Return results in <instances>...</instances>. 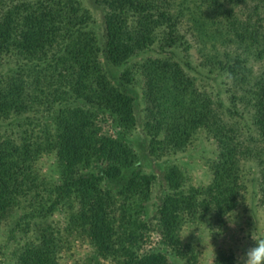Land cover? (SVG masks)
<instances>
[{"label": "trees", "instance_id": "obj_1", "mask_svg": "<svg viewBox=\"0 0 264 264\" xmlns=\"http://www.w3.org/2000/svg\"><path fill=\"white\" fill-rule=\"evenodd\" d=\"M263 60L264 0H0V224L21 237L12 264H63L73 235L110 264H172L161 250L236 264L227 251L205 263L182 233L236 210L248 163L264 210ZM200 134L216 150L208 182L194 185L165 160ZM137 143L165 166L153 228L156 176L136 166ZM152 231L160 249L145 247Z\"/></svg>", "mask_w": 264, "mask_h": 264}, {"label": "rangeland", "instance_id": "obj_2", "mask_svg": "<svg viewBox=\"0 0 264 264\" xmlns=\"http://www.w3.org/2000/svg\"><path fill=\"white\" fill-rule=\"evenodd\" d=\"M247 6L248 5L244 4L236 6L234 8V13L238 14L239 18H244L243 13L247 11ZM91 13L97 19V22H99L98 13L93 9ZM187 30V26L184 28L182 27L181 33L192 46L190 50V60L195 66V70L201 72V68L198 66L199 55L195 52L198 45L195 44L191 33ZM177 55L180 54L177 53ZM253 69L255 72L263 71L264 60L254 65ZM202 83L206 90L211 89L213 93L218 91L221 87L216 84L215 80L211 79L208 81H202ZM137 109H140V107ZM244 136L247 137L246 134H244ZM138 138H140V136L137 134L136 139ZM135 148L138 158L136 166L142 172L147 174L152 173L156 176V184L152 189L150 200L146 203V206L148 207L146 219L151 223V227L153 228L154 224L150 219L152 218L154 210L159 203V193L164 187L163 168L165 166L164 162H160L159 160H154L149 157L146 151L143 150L144 145L137 143ZM215 150L213 142L206 140L203 135L200 134L183 153L173 155L165 161L182 167L187 172L190 183L194 185H205L208 182V163L210 162V159L214 157ZM242 168L245 191L242 192L243 198L238 204L236 210L231 215L224 218L221 222L210 220V222H208L209 224L205 223L199 230L193 232H187L185 230L182 233L183 244L196 246L197 249L202 251L203 258L206 261L205 263L210 261L213 252L227 251L233 254L235 263L238 264V258L242 257L247 249L255 246V243L251 238L252 235L254 238H264V210H262L258 205L259 194L257 187V170L250 163L242 166ZM234 215L236 223L234 227H230L229 223L233 221ZM52 221L54 225L57 224L60 227L62 226L61 218H59V216H53ZM6 225V222L0 224V264H12L14 262L13 257L11 256L12 252L21 243L19 233L14 234V239H6V236L8 235V227ZM157 240L158 238L156 234L153 231L150 232L148 234V240L145 247L150 250L160 249ZM161 251L165 252L170 263L181 264L174 259L168 251ZM63 252V264H110L107 261H96V259L91 260L93 257L92 251L87 245V241L79 236L73 235L68 247Z\"/></svg>", "mask_w": 264, "mask_h": 264}, {"label": "clouds", "instance_id": "obj_3", "mask_svg": "<svg viewBox=\"0 0 264 264\" xmlns=\"http://www.w3.org/2000/svg\"><path fill=\"white\" fill-rule=\"evenodd\" d=\"M235 223L234 215L233 221L229 223V226L234 227ZM251 238L254 241L255 246L247 249L244 255L238 258V264H264V238H254L253 235Z\"/></svg>", "mask_w": 264, "mask_h": 264}]
</instances>
